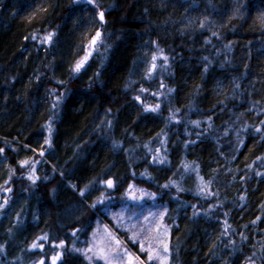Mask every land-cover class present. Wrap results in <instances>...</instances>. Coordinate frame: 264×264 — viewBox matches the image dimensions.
I'll list each match as a JSON object with an SVG mask.
<instances>
[{
  "label": "trees",
  "instance_id": "1",
  "mask_svg": "<svg viewBox=\"0 0 264 264\" xmlns=\"http://www.w3.org/2000/svg\"><path fill=\"white\" fill-rule=\"evenodd\" d=\"M131 185L170 264H264V0H0V264H86Z\"/></svg>",
  "mask_w": 264,
  "mask_h": 264
},
{
  "label": "rangeland",
  "instance_id": "2",
  "mask_svg": "<svg viewBox=\"0 0 264 264\" xmlns=\"http://www.w3.org/2000/svg\"><path fill=\"white\" fill-rule=\"evenodd\" d=\"M92 46L94 48V45ZM33 175H35V171ZM108 182L109 180L104 182L102 188L103 191L111 193L114 191V186L112 182L111 185ZM66 184L72 190H76L73 184L69 182ZM10 198V196L7 197L5 203L0 206V222H2L1 211L5 212L3 217L6 215L5 221L0 223V227L11 217L14 211L11 206L17 209L20 202L10 205L8 201ZM95 200V205L89 202L88 205L97 217L87 223L86 229L81 232L80 236L76 235L71 249L74 254L82 258L84 263L170 264L169 228L164 221L165 210L160 204H157L156 198L151 192L142 187L131 185L123 198L119 200L110 196L98 197ZM76 214H78V210H74L71 214L67 213L64 215V220L74 218ZM103 214L110 218L111 224L103 218ZM14 224L15 230H17L18 225ZM119 232H126L128 238L137 246L138 252L125 243ZM1 233L0 231V235ZM17 235L18 233L15 236ZM20 245L21 243L17 244V246ZM165 246H167V251L164 250ZM35 249L33 246L30 248L31 252ZM16 251L19 250L16 249ZM139 252L145 254L147 261L140 256Z\"/></svg>",
  "mask_w": 264,
  "mask_h": 264
},
{
  "label": "snow or ice",
  "instance_id": "3",
  "mask_svg": "<svg viewBox=\"0 0 264 264\" xmlns=\"http://www.w3.org/2000/svg\"><path fill=\"white\" fill-rule=\"evenodd\" d=\"M99 17H100L101 20H103L104 19V13L100 12L99 13ZM97 36H99V33H97ZM80 67H81V64H77L76 71H79ZM25 163H27V162H25ZM108 183H109V185H111V181H109ZM33 247H36V245L34 244ZM164 250L167 251V246H165ZM149 259H151V257H149ZM41 264H42V262H41Z\"/></svg>",
  "mask_w": 264,
  "mask_h": 264
},
{
  "label": "water",
  "instance_id": "4",
  "mask_svg": "<svg viewBox=\"0 0 264 264\" xmlns=\"http://www.w3.org/2000/svg\"><path fill=\"white\" fill-rule=\"evenodd\" d=\"M97 38L93 41V44L96 42ZM8 193V192H7Z\"/></svg>",
  "mask_w": 264,
  "mask_h": 264
}]
</instances>
